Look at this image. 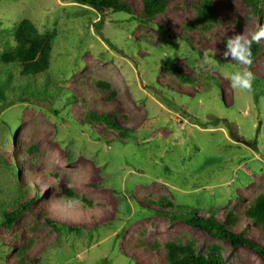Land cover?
<instances>
[{
	"label": "rangeland",
	"instance_id": "rangeland-1",
	"mask_svg": "<svg viewBox=\"0 0 264 264\" xmlns=\"http://www.w3.org/2000/svg\"><path fill=\"white\" fill-rule=\"evenodd\" d=\"M212 1L215 19L191 26L203 0H167L152 17L144 0L102 14L74 0H0V264H168L169 242L264 264L159 212L231 218L264 246L247 216L264 199V40L250 66L223 57L228 37L264 26V0L261 13ZM25 18L56 31L49 68L34 76L3 62ZM243 67L251 91L228 79ZM92 113L112 115L126 136Z\"/></svg>",
	"mask_w": 264,
	"mask_h": 264
},
{
	"label": "trees",
	"instance_id": "trees-1",
	"mask_svg": "<svg viewBox=\"0 0 264 264\" xmlns=\"http://www.w3.org/2000/svg\"><path fill=\"white\" fill-rule=\"evenodd\" d=\"M77 3L90 5L101 14L105 12V9L110 8L112 11H125L131 12L130 6L126 0H74ZM249 8L253 12H260L259 5L261 0H246ZM145 15L152 17L155 14L164 10L167 5V0H144ZM215 7L212 0H203L198 12L193 21L190 22L191 26L203 24L209 26V22L215 19ZM99 22H103V17L99 19ZM17 44L9 52L3 54L4 64H17L21 67V74L23 76H34L41 74L49 68V56L53 47V41L56 37V31L40 32L37 26L29 19H23L16 29ZM259 49V45L256 43L252 46V59ZM0 95H3L0 92ZM94 118L102 119L109 126L117 129L120 136L125 137L127 134V128L121 127L118 121L112 117V115L103 113L98 115L92 113ZM233 136H236L234 133ZM237 140H241L236 136ZM254 145V142H250ZM28 202L18 204V206L12 211L4 214L1 224L7 228L12 227L15 221L21 216L23 211L27 208ZM258 206L248 212V217L253 218L262 231L264 232V199H258ZM185 211L180 212H164L165 215L173 219H181L193 225L204 229L212 236L226 239L233 246L244 245L248 246L257 252L264 259V246L258 241L246 235L243 231L238 232L231 228L233 219L229 218L225 221L219 220L215 214L210 216L198 215L196 208L193 207H181ZM59 231V227H66L58 222L49 221ZM69 229L72 231V227ZM74 231V230H73ZM166 261L168 264H225L220 260H216L211 257H207L203 254H198L192 244H180L175 242H169L167 245Z\"/></svg>",
	"mask_w": 264,
	"mask_h": 264
},
{
	"label": "clouds",
	"instance_id": "clouds-1",
	"mask_svg": "<svg viewBox=\"0 0 264 264\" xmlns=\"http://www.w3.org/2000/svg\"><path fill=\"white\" fill-rule=\"evenodd\" d=\"M264 40V26L250 36L244 32L236 33L226 40L223 57L231 59L244 66L252 64V45ZM231 86L234 89L251 91L253 86V73L248 67L238 68L234 73L228 75Z\"/></svg>",
	"mask_w": 264,
	"mask_h": 264
}]
</instances>
